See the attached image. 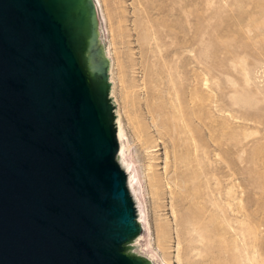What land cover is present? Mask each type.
<instances>
[{
	"label": "rangeland",
	"instance_id": "obj_1",
	"mask_svg": "<svg viewBox=\"0 0 264 264\" xmlns=\"http://www.w3.org/2000/svg\"><path fill=\"white\" fill-rule=\"evenodd\" d=\"M100 1L146 255L264 264V0Z\"/></svg>",
	"mask_w": 264,
	"mask_h": 264
},
{
	"label": "water",
	"instance_id": "obj_2",
	"mask_svg": "<svg viewBox=\"0 0 264 264\" xmlns=\"http://www.w3.org/2000/svg\"><path fill=\"white\" fill-rule=\"evenodd\" d=\"M0 264H150L93 0H0Z\"/></svg>",
	"mask_w": 264,
	"mask_h": 264
},
{
	"label": "bare ground",
	"instance_id": "obj_3",
	"mask_svg": "<svg viewBox=\"0 0 264 264\" xmlns=\"http://www.w3.org/2000/svg\"><path fill=\"white\" fill-rule=\"evenodd\" d=\"M93 1H94V4H95V9H96V13H97L98 18H100V17H103L104 18V14H103V11H102L101 1L100 0H93ZM103 18H102V20H103ZM103 22H105V21L103 20ZM103 25H105V24H103ZM108 50H109L110 61L112 60L111 61V67H112V72H113L114 60L112 59L111 50H110V44L109 43H108ZM113 78H114V73H113ZM114 83H115V78H114ZM115 85H116V83H115ZM118 105H119V101H118ZM119 110H120V105H119ZM120 115H121V110H120ZM121 121H122V115H121ZM122 126H123V121H122ZM123 132H124V137H125V142H126V140H128V139H126V133H125V130H124V126H123ZM127 147L128 146H127V142H126V148ZM127 152H128V148H127ZM131 175H132V173H131ZM132 180H133V175H132ZM133 186H134V180H133ZM134 191H135V189H134ZM135 197H136V202H137V207H138V213H139V199L137 197L136 192H135ZM143 217H144V215L139 213V218H140V224H141L142 232L144 231V226H145L144 225V222L145 221L142 220ZM146 256H147V260H148V262L150 264H161L158 260H155L152 255H146Z\"/></svg>",
	"mask_w": 264,
	"mask_h": 264
}]
</instances>
